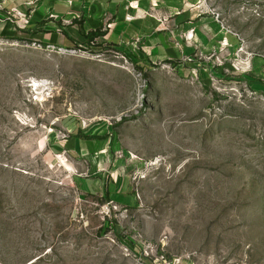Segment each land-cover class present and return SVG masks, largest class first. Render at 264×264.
Returning <instances> with one entry per match:
<instances>
[{"label":"rangeland","instance_id":"rangeland-1","mask_svg":"<svg viewBox=\"0 0 264 264\" xmlns=\"http://www.w3.org/2000/svg\"><path fill=\"white\" fill-rule=\"evenodd\" d=\"M191 1L223 39L172 62L0 38V264H264V0Z\"/></svg>","mask_w":264,"mask_h":264},{"label":"crops","instance_id":"crops-1","mask_svg":"<svg viewBox=\"0 0 264 264\" xmlns=\"http://www.w3.org/2000/svg\"><path fill=\"white\" fill-rule=\"evenodd\" d=\"M96 31L103 36L93 46L108 44L141 62H172L223 39L218 22L201 15L191 0H0V38L6 41L70 50ZM79 131H69L73 136L62 144L64 149L82 156L106 153L103 139L78 138ZM96 175L98 181L105 179ZM86 183L92 192L93 183ZM107 190L131 196L126 181L118 177L108 180Z\"/></svg>","mask_w":264,"mask_h":264},{"label":"trees","instance_id":"trees-1","mask_svg":"<svg viewBox=\"0 0 264 264\" xmlns=\"http://www.w3.org/2000/svg\"><path fill=\"white\" fill-rule=\"evenodd\" d=\"M103 34L101 33V31H96V32H91L89 34H86L85 35V38L87 39V41L84 43V44H80V46L78 47H83L84 45H88V46H91L92 45V42L96 39V38H99V37H102ZM67 39L69 38L68 35H66ZM117 49V48H116ZM119 52L122 53V51L120 49H117ZM143 69V68H142ZM78 138L80 137H84L86 140H93V139H96L94 137L96 136H91V135H83L81 136V133L79 132V134L77 135ZM100 139H104V138H100ZM109 192V191H108ZM110 193V192H109Z\"/></svg>","mask_w":264,"mask_h":264},{"label":"built area","instance_id":"built-area-1","mask_svg":"<svg viewBox=\"0 0 264 264\" xmlns=\"http://www.w3.org/2000/svg\"><path fill=\"white\" fill-rule=\"evenodd\" d=\"M48 49H51L52 51L57 50V51L69 53L70 55H75L78 53L76 49H70L69 50V49H65V48H57L55 46H50V47H48ZM164 264H183V261L179 259V260H173V261L168 262V263L165 262Z\"/></svg>","mask_w":264,"mask_h":264}]
</instances>
